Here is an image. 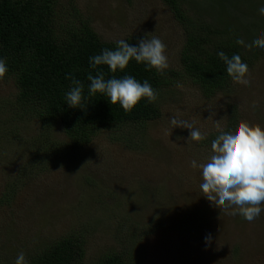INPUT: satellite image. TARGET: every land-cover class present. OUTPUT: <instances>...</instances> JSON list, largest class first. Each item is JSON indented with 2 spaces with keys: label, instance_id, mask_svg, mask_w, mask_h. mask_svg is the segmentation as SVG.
Masks as SVG:
<instances>
[{
  "label": "rangeland",
  "instance_id": "obj_1",
  "mask_svg": "<svg viewBox=\"0 0 264 264\" xmlns=\"http://www.w3.org/2000/svg\"><path fill=\"white\" fill-rule=\"evenodd\" d=\"M187 1L182 6L191 17H200L201 1L214 5L207 7L211 16L223 9L222 22H250L254 34L264 33V0H193L194 8ZM54 11L62 30L87 22L106 42L159 37L167 83L156 90L155 119L96 127L86 143L57 122L54 144L45 149L34 140L38 120L17 121V88L0 78V264H15L20 252L26 259L64 235L84 241L86 262L127 251L137 264H264V211L249 222L216 207L191 166L218 127L237 120L264 127V49L248 66L246 83L232 79L205 95L183 69L185 28L165 0H56ZM173 116L205 138L184 139L188 130L173 129Z\"/></svg>",
  "mask_w": 264,
  "mask_h": 264
},
{
  "label": "trees",
  "instance_id": "obj_2",
  "mask_svg": "<svg viewBox=\"0 0 264 264\" xmlns=\"http://www.w3.org/2000/svg\"><path fill=\"white\" fill-rule=\"evenodd\" d=\"M185 1L188 2L165 0L185 28L180 59L187 76L205 95H211L232 80L217 52L224 51L229 56L238 53L250 66L262 54V48L255 43L260 33H253L250 22L244 27L222 22L224 10L220 8L218 16H211L207 7L214 5L204 6L201 1L200 17H191L182 6ZM192 2L188 6L194 8L196 1ZM55 4L56 0H0V58L5 60L8 69L4 77L10 78L17 88L15 101L11 103L16 109L13 116L17 115V121L38 120L40 130L34 140L44 144L45 149L51 148L54 144L51 129L57 122L69 138L86 143L96 127L143 124L158 117V108L143 98L126 112L119 104L110 105L100 93L88 95L87 75L90 71L95 75V70L89 68L88 58L103 48L115 49L116 42L100 40L87 22L69 31L62 30L55 22ZM238 38L245 44L238 45ZM126 40L135 44L131 39ZM99 67L105 79L129 74L141 82L149 81L155 90L167 83L163 74L148 70L134 60H130L123 72L110 73L107 66ZM68 76L83 83L85 99L81 106L85 105L84 108H70L65 104V93L70 87ZM55 156L63 157L62 154ZM13 190L11 187L4 194L6 200ZM83 242L73 235L61 236L28 256L27 264H137L127 251H111L86 262Z\"/></svg>",
  "mask_w": 264,
  "mask_h": 264
},
{
  "label": "clouds",
  "instance_id": "obj_3",
  "mask_svg": "<svg viewBox=\"0 0 264 264\" xmlns=\"http://www.w3.org/2000/svg\"><path fill=\"white\" fill-rule=\"evenodd\" d=\"M264 10V6L262 9ZM147 34V33H146ZM143 35L137 43L126 39L116 41L115 49L103 48L99 54L88 58L90 71L87 75L88 95L100 93L107 97L110 105L119 104L126 112L131 111L143 98L152 103L157 99V92L149 83L124 74L105 79V73L99 66H107L110 73L123 72L130 60L143 63L148 70L155 69L163 74L169 67L165 54L166 45L157 36L147 38ZM238 45H244L243 39H237ZM257 47L264 49V33L255 38ZM217 56L224 62L226 72L234 81L246 83L248 64L238 53L231 56L218 51ZM8 71L6 62L0 58V78ZM70 87L65 93V104L70 108H84V85L74 76H68ZM174 128L188 130L193 141L204 139L198 128L187 120L170 118ZM182 138V137H181ZM191 166L200 171V189L205 198L216 207L229 210L230 215H241L251 222L260 215L264 208V127L250 124L246 120H237L229 126L218 127L210 147L198 158L191 161ZM210 236V233L208 234ZM208 239V236L205 237ZM15 264H27L25 255L20 252Z\"/></svg>",
  "mask_w": 264,
  "mask_h": 264
}]
</instances>
